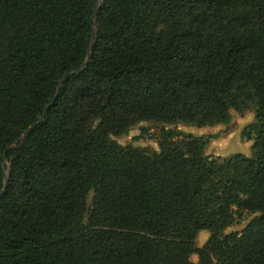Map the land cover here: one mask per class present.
<instances>
[{"label":"trees","instance_id":"16d2710c","mask_svg":"<svg viewBox=\"0 0 264 264\" xmlns=\"http://www.w3.org/2000/svg\"><path fill=\"white\" fill-rule=\"evenodd\" d=\"M0 264H264V0H0Z\"/></svg>","mask_w":264,"mask_h":264},{"label":"rangeland","instance_id":"374dc122","mask_svg":"<svg viewBox=\"0 0 264 264\" xmlns=\"http://www.w3.org/2000/svg\"><path fill=\"white\" fill-rule=\"evenodd\" d=\"M254 109H251L244 114L232 111V120L228 124H218L213 127H191L184 124H179L178 129L188 133L208 137L217 135V138H210L206 147V154L217 158L227 159L231 156L241 153L250 155L253 141L248 140L245 136L246 131L250 130V125L255 123ZM161 125L152 122H145L134 128L128 136L115 137L114 139L126 146L136 145L147 147L151 150H159L158 138L160 135ZM136 138H138L136 140ZM7 165H9L7 163ZM248 214L238 218L237 222L228 229V232L240 230L246 223ZM209 238V232L203 231L197 238V246L202 247ZM191 260L194 263L198 262V256L194 255Z\"/></svg>","mask_w":264,"mask_h":264},{"label":"water","instance_id":"95a60500","mask_svg":"<svg viewBox=\"0 0 264 264\" xmlns=\"http://www.w3.org/2000/svg\"><path fill=\"white\" fill-rule=\"evenodd\" d=\"M72 74H74V73H71L70 75H72ZM70 75H69V76H70ZM61 83H62V82H61ZM44 116H45V114L42 116V118H41V120L39 121V123L43 120ZM27 133H28V131H27ZM27 133H26V134H27ZM26 134H25V135H26ZM13 148H16V147L14 146Z\"/></svg>","mask_w":264,"mask_h":264}]
</instances>
